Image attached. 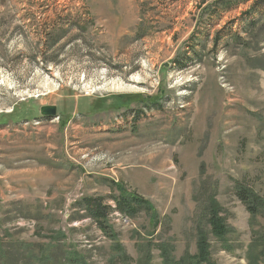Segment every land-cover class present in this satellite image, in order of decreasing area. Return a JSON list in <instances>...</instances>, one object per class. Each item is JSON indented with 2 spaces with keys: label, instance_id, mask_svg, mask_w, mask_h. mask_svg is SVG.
<instances>
[{
  "label": "rangeland",
  "instance_id": "374dc122",
  "mask_svg": "<svg viewBox=\"0 0 264 264\" xmlns=\"http://www.w3.org/2000/svg\"><path fill=\"white\" fill-rule=\"evenodd\" d=\"M257 1L0 0L8 264H165L163 248L196 264L199 233L213 264H249L264 208L252 216L237 191L264 202V22L249 27L264 16V5L249 14ZM44 106L58 117H42ZM120 187L154 209L112 213L110 237L79 202L114 207ZM211 201L230 252L211 232Z\"/></svg>",
  "mask_w": 264,
  "mask_h": 264
},
{
  "label": "trees",
  "instance_id": "16d2710c",
  "mask_svg": "<svg viewBox=\"0 0 264 264\" xmlns=\"http://www.w3.org/2000/svg\"><path fill=\"white\" fill-rule=\"evenodd\" d=\"M263 5L264 0L257 1L253 5V8L249 14L252 15L253 10L254 12H258V9ZM260 22H264V16L260 15L256 20H253V22L251 21L249 23V27L251 29H254ZM118 191H120V194L118 196L112 197L113 201L115 202L114 207L106 204L103 197H86L79 202V205L81 207L83 206V209H85V211L87 212L88 217L91 218L107 235H110V237H114L111 230H109V228L111 229V227L108 226V221L112 213L118 212L124 216L135 218L141 212H150V210L153 211L154 209L150 202H148L144 198L135 194H127L125 189H123L122 187H120ZM237 196L242 203L246 204L249 213L254 217L258 216L260 211L264 208V202L248 188H239L237 191ZM210 208L211 212L209 223L212 228L211 232L221 245V249L226 252H230L232 249L230 248V244L227 239V236L230 234V230L227 227L225 220L220 216V207L215 201H211ZM117 246L116 248L121 250V247ZM198 247V255L192 257L195 263L213 264L210 255V245L208 244L207 236H205V234L203 233H199ZM161 251V256L165 258V264H181L180 262H176L172 254V250L163 248ZM169 251L171 253H169ZM5 255L6 254H4V252H1L0 254V256L4 260L2 264H8L9 259L6 260ZM28 258L31 259V257ZM47 260H49V258L44 257L42 263L44 264L45 262H47ZM248 260L249 264H264V232H258L253 235L252 241L248 247ZM78 261L80 264H83L82 261ZM30 263L33 264L32 260H30Z\"/></svg>",
  "mask_w": 264,
  "mask_h": 264
},
{
  "label": "water",
  "instance_id": "95a60500",
  "mask_svg": "<svg viewBox=\"0 0 264 264\" xmlns=\"http://www.w3.org/2000/svg\"><path fill=\"white\" fill-rule=\"evenodd\" d=\"M42 117L57 118V108L55 106H44L41 108Z\"/></svg>",
  "mask_w": 264,
  "mask_h": 264
},
{
  "label": "bare ground",
  "instance_id": "6f19581e",
  "mask_svg": "<svg viewBox=\"0 0 264 264\" xmlns=\"http://www.w3.org/2000/svg\"><path fill=\"white\" fill-rule=\"evenodd\" d=\"M139 78H137V80L136 81H134V83H136V84H138V82H139ZM114 87H115V89H117V90H126L127 88L123 85V84H119V85H114ZM114 89V88H113ZM116 92V91H115Z\"/></svg>",
  "mask_w": 264,
  "mask_h": 264
}]
</instances>
